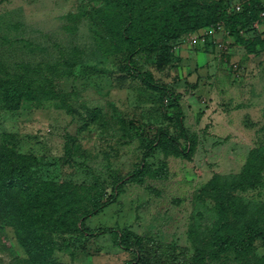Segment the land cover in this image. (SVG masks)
<instances>
[{"label":"rangeland","instance_id":"1","mask_svg":"<svg viewBox=\"0 0 264 264\" xmlns=\"http://www.w3.org/2000/svg\"><path fill=\"white\" fill-rule=\"evenodd\" d=\"M124 1L0 0V75L20 102L5 107L0 89V207L12 224L1 235L18 264H131L122 244L138 238L152 256L169 245L189 256L221 236L222 207L240 224L264 205V43L256 28L215 27L218 7L253 0H130L133 13ZM191 18L193 30L136 51ZM159 130L175 141L146 157ZM263 255L259 238L217 264Z\"/></svg>","mask_w":264,"mask_h":264},{"label":"trees","instance_id":"2","mask_svg":"<svg viewBox=\"0 0 264 264\" xmlns=\"http://www.w3.org/2000/svg\"><path fill=\"white\" fill-rule=\"evenodd\" d=\"M116 2H120L121 0H113ZM122 4L126 6L129 12H134L135 4L134 2L130 0L124 1ZM222 9V10H221ZM264 12V0H253L249 4L243 6V8L240 11H227L223 10L222 7H218L216 9V15L218 17L217 22L225 23L228 28H231L233 33L239 35L240 31H248L251 30L254 27V23L260 18L261 13ZM130 13V14H132ZM196 26V21L193 22V18L189 19V21L186 23L185 26H183L179 31H177L174 35H169V33L162 32L159 34V36H155L154 38H151L150 40V47L149 48H137V52L140 51H150L151 49L155 48L156 44L163 39L168 37L176 38L178 37L182 32L193 30ZM257 33V37L260 43H264V34L262 32H259L258 30L255 31ZM134 41L140 42L141 36L139 31L134 34L132 37ZM134 52H132L129 56V58H132ZM0 73H5V70L0 66ZM6 83V84H5ZM8 84V85H7ZM152 85L151 83H149ZM0 89L3 90V100L5 101L4 106L5 107H18L20 106V102H15L14 98H12L13 93L15 90H13L12 86H9V82L5 78H3L0 75ZM165 89V88H163ZM168 95L171 97V99L178 103L179 97L175 96L172 92H168ZM20 95H25L26 97H34L35 95L31 92H26V90H23ZM29 99V98H28ZM180 115L183 116L181 112H179ZM137 127V126H136ZM136 127H134L136 129ZM156 139L150 143L148 146L145 156L149 155V153L152 151V147L154 146V143L158 141H170L174 142L175 139L167 134L165 130H159ZM138 173H140L138 171ZM13 174V175H12ZM11 177H9L5 183H3L5 188L11 187V185L17 183L16 176H14V173H11ZM23 176V174H21ZM246 174H242V177H246ZM215 184V180L211 181V185L213 186ZM226 186V184H224ZM230 189V187H228ZM224 190V189H223ZM224 193V195H226ZM226 201H222V205H226ZM228 204V203H227ZM228 206H231L228 204ZM223 210V217L226 220V224L222 225V228H219L220 231L223 233L221 236L217 238H208V240L203 239L201 242L207 246H210L211 248H205V246H196L191 253H189V256L186 254H182L183 251L180 250L178 253L177 246L175 245H169L168 252L162 253L161 249L158 250V254L155 256H152L150 253L152 249L148 248L144 242H142L143 239L138 238V242H136L135 247L132 242H124L122 244L123 248L129 249L133 251L134 254V261L131 264H217L222 261L224 256H227L229 254L236 255L237 257H244L248 255L253 250L254 242L259 238H264V205H256L255 211L253 213H250V211H242L244 213V216L246 219H248V222H237L236 219H234V216H231V212H229V208L222 207ZM3 213L2 216L3 222L0 223V250L3 252H7L9 256L12 259L15 264H18L22 261L21 257L15 256V252L10 249L11 245H3V236L1 235L3 233V230L5 228L4 224H8L9 226L11 224L10 215L11 210L4 211V208L0 207V214ZM84 214L81 213L78 215V219L84 217ZM77 218V216H76ZM5 220V221H4ZM72 220V218H70ZM67 221L65 223V226L67 227L68 231L67 233H71L72 230L69 229V227H72V223H68ZM24 227L27 229V226L24 225ZM18 236V242L22 246L23 249H25L28 253H31V250H33V238H29V236H23V233L21 230L17 232ZM42 242H38V247L41 245ZM132 244V245H131ZM8 249V251H7ZM11 254H10V253ZM43 254L41 255L40 260L45 261L48 258L46 250H42ZM12 255V256H11ZM32 259L35 264L39 263V261L35 262L34 256H28L27 258ZM26 261V259H24ZM5 261V258L0 256V263H3ZM11 261V260H10ZM9 264H13V262H10ZM130 264V263H129ZM257 264H264V255L261 257V262H258Z\"/></svg>","mask_w":264,"mask_h":264},{"label":"built area","instance_id":"3","mask_svg":"<svg viewBox=\"0 0 264 264\" xmlns=\"http://www.w3.org/2000/svg\"><path fill=\"white\" fill-rule=\"evenodd\" d=\"M237 11L241 10V6L237 5L236 7ZM215 27L220 31L221 29H223V23L222 22H217L215 24ZM254 27L258 30V31H263L264 32V12L261 13L260 18L254 23ZM204 41V38L202 39Z\"/></svg>","mask_w":264,"mask_h":264}]
</instances>
